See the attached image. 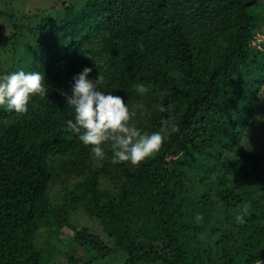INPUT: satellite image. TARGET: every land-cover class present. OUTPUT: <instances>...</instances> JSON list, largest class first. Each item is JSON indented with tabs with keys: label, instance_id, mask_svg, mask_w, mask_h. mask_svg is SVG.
I'll list each match as a JSON object with an SVG mask.
<instances>
[{
	"label": "trees",
	"instance_id": "trees-1",
	"mask_svg": "<svg viewBox=\"0 0 264 264\" xmlns=\"http://www.w3.org/2000/svg\"><path fill=\"white\" fill-rule=\"evenodd\" d=\"M26 18L21 35L35 58L24 70L41 72L48 94L32 96L23 114L0 107V264H41L36 233L55 221L73 229L86 264L110 253L88 227L70 225L77 209L125 251L119 264L258 263L264 160L243 139L264 86V43L250 44L264 4L84 0L72 22L51 12ZM84 66L125 98L131 124L166 136L158 152L112 163L107 142L98 159L67 129L74 113L58 90Z\"/></svg>",
	"mask_w": 264,
	"mask_h": 264
},
{
	"label": "clouds",
	"instance_id": "clouds-1",
	"mask_svg": "<svg viewBox=\"0 0 264 264\" xmlns=\"http://www.w3.org/2000/svg\"><path fill=\"white\" fill-rule=\"evenodd\" d=\"M93 68L84 66L74 73L68 91L59 89L64 104L73 110V117L65 121L67 129L77 135L84 145H91L90 153L98 159L105 158L102 145L111 149V162H128L137 165L161 148L166 136L160 131L142 132L130 123L131 114L125 98L104 91V77L99 71L93 77ZM44 75L39 71H15L0 74V107L18 114L25 113L34 95L45 96ZM137 90L143 92V84ZM170 107V106H169ZM163 105L159 111L164 112ZM162 119V124H167ZM199 217V212L194 213Z\"/></svg>",
	"mask_w": 264,
	"mask_h": 264
},
{
	"label": "rangeland",
	"instance_id": "rangeland-1",
	"mask_svg": "<svg viewBox=\"0 0 264 264\" xmlns=\"http://www.w3.org/2000/svg\"><path fill=\"white\" fill-rule=\"evenodd\" d=\"M84 0H0V9L4 14L0 17V74L24 69L28 61L32 58L31 42L26 48V41H23L24 27L29 23L26 16L31 14H58L66 22L75 19L78 6ZM264 4V0H259V4ZM58 30H62L59 27ZM26 32V30H25ZM27 34V33H26ZM264 43V27L255 33L250 44L262 48ZM31 50V51H30ZM141 104V103H140ZM243 143L262 155L264 160V86L260 89L258 99L251 120L245 127ZM225 156V155H224ZM177 156L169 154L167 162L176 159ZM208 171L206 165H199ZM195 175H203L202 170H193ZM231 176L229 181L231 182ZM102 186L107 187L106 181H101ZM107 189H109L107 187ZM190 189V188H188ZM185 191V190H184ZM192 196V190L188 192ZM69 223L73 228L86 226L90 231L100 236L113 249L105 256L93 257L89 264H119L126 253L120 246H115L112 239L107 237L103 226L81 209L72 211L69 214ZM73 229L63 226L60 221H55L51 229H41L36 233L35 244L42 254L41 264H68V260L78 264H86L89 256L75 242H70ZM51 255V256H50ZM49 258V259H48Z\"/></svg>",
	"mask_w": 264,
	"mask_h": 264
},
{
	"label": "water",
	"instance_id": "water-1",
	"mask_svg": "<svg viewBox=\"0 0 264 264\" xmlns=\"http://www.w3.org/2000/svg\"><path fill=\"white\" fill-rule=\"evenodd\" d=\"M263 262H264V257L256 264H263Z\"/></svg>",
	"mask_w": 264,
	"mask_h": 264
}]
</instances>
